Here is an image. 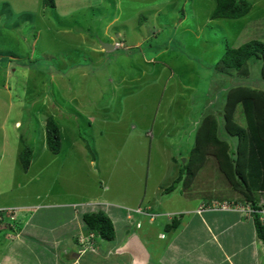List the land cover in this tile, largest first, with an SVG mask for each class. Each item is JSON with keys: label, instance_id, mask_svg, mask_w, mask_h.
I'll return each mask as SVG.
<instances>
[{"label": "rangeland", "instance_id": "rangeland-1", "mask_svg": "<svg viewBox=\"0 0 264 264\" xmlns=\"http://www.w3.org/2000/svg\"><path fill=\"white\" fill-rule=\"evenodd\" d=\"M54 1L55 9L42 0H0V211L10 204L5 218L0 213L5 225L0 229L14 226L0 239V264H124L118 250L93 255L87 251L95 249L85 244L77 252L73 237L86 242L83 212L74 206L78 218L66 224L62 213L68 208H55L56 203L85 201L97 210L99 202L117 209L145 197L144 204L151 201L156 209L159 201L162 207L183 206L187 194L204 201L242 199L209 147L185 192L187 182L169 199L159 190L187 164L206 119L215 120L218 133L225 126L220 100L226 87L264 89L262 61L240 72L217 65L227 46L264 40V0H248L251 12L237 19H212L216 0ZM113 41L118 48L101 50V42ZM52 115L63 130L59 154L47 143L46 120ZM221 133L237 144V137ZM26 144L32 149L28 171L17 156ZM254 195L264 203V192ZM10 201L28 204L14 208ZM37 217L43 225H58L54 238L39 235L44 228L33 227ZM161 219L151 226L152 237L159 255L165 249L158 264H168L166 253L177 233L157 239ZM67 244L73 252L65 251L63 258L71 260L63 262L58 256ZM261 254L264 264L263 243ZM127 255L125 264H141Z\"/></svg>", "mask_w": 264, "mask_h": 264}, {"label": "trees", "instance_id": "trees-1", "mask_svg": "<svg viewBox=\"0 0 264 264\" xmlns=\"http://www.w3.org/2000/svg\"><path fill=\"white\" fill-rule=\"evenodd\" d=\"M43 4L51 8L55 7L54 0H43ZM252 7V3L248 0H216L212 19L243 18L251 12ZM261 21H264V18ZM257 61H262L261 73L264 78V40L254 39L239 47L227 46L217 65H221L227 71L240 72L249 62L254 64ZM221 97L220 102L224 104V113L221 118L225 119V126L219 129V134L218 129L213 124L215 120L213 118L211 121L205 120L198 130L196 142L191 149L187 164L180 169L179 175L171 185L164 189V193H171L181 182L188 183L191 181L195 176V169L206 161L205 153L209 147L210 150L211 148L214 149L213 154L219 159L224 173L229 181H234L233 185L242 195V199H237V203H250L254 208H261L254 192H264V89L237 84L230 86V88L226 87ZM239 118L244 119V125L239 122ZM208 121L211 123L212 129H208ZM45 128L49 149L53 154H59L63 140V130L59 119L54 115L48 116ZM225 130L231 136L237 137V144L230 145L225 138H222L221 132ZM26 145L18 153V159H20L24 170L28 171L32 163V149ZM87 147L90 149L88 144ZM49 194L48 192L43 196L47 197ZM0 213L4 216L8 211L6 208H2ZM177 216H172V221L166 225L167 231L175 230L180 226L182 219ZM82 217L86 223V234L93 233L95 237L84 234L82 239H85L86 242H81L80 236H75L71 244L76 245L78 249L83 244L94 245V247L98 244L100 248H105V243L115 241L116 231L110 217L101 212H87ZM259 218L260 215H255L254 223L257 236L264 245V224L259 221ZM38 220L40 218L37 217L36 221L40 223ZM38 223L33 226L35 229ZM0 226H5L2 220ZM13 227L6 226L4 231L0 229V239L5 233L14 231ZM47 229L49 232L50 229ZM61 248L63 249L59 258L63 260V256L67 253L63 246ZM67 260L70 259L65 258L63 262Z\"/></svg>", "mask_w": 264, "mask_h": 264}, {"label": "crops", "instance_id": "crops-1", "mask_svg": "<svg viewBox=\"0 0 264 264\" xmlns=\"http://www.w3.org/2000/svg\"><path fill=\"white\" fill-rule=\"evenodd\" d=\"M69 1L71 2V0ZM55 8L56 5L52 9ZM115 48H118V46H116ZM23 148H21L19 152H21ZM172 160L174 161L173 158ZM92 161L93 163H95V160ZM38 175H40V173ZM183 185L184 188H182V190L183 192H185L184 190L188 188V186H190L191 184L186 183ZM166 188L167 187L161 186V190H159L161 195L169 196L168 199L172 198L174 195V194L172 195V192L174 191H172L171 193H164V189ZM179 192H181V190ZM34 195L35 194H33V199L35 200ZM185 197L187 198V201H184L185 204L177 208H175L174 202L168 203V205L162 207L159 201L157 203V208L153 209V206L155 205H153L151 201L148 202L147 204H144L146 202L145 197H140L138 199L136 203L138 205L134 207L129 205L126 206V208H124L123 205H117V209H114L111 206L109 209H107L104 203L98 202L95 205L102 206V208L100 207L101 209L97 208L96 210L95 208H92V210H89L88 208H90V205L93 203L90 202L86 203L85 201L79 202L78 200H75L72 203H67V204L56 203L55 208H59V209H64L65 207L66 209L68 208L67 211L63 210L62 213L63 221L66 224L73 223L77 220L78 215L76 213L77 211L76 208L79 205L81 208L79 209L81 210V213L82 212L84 213L86 211H103L104 213L109 215V217H111L113 221L115 229L116 230L119 229L116 231L118 232V237H116L114 243L112 242L111 245L108 242L105 243V248H100V246L95 243L97 245L95 248L98 247L99 249L98 250L95 249L94 251L91 250L90 254L103 255L102 252L104 251V255H105L106 251L111 252L112 250H116V251L118 250L119 252H123L121 253L123 256L119 257L118 261L120 262L121 260L122 263L124 264L126 262V258L129 256L127 255L128 253L133 255L135 262L136 260L138 261L140 260L141 264H146V262H149L148 264H158L159 261L163 259L162 256L165 255L164 253L165 249L163 250L162 255H159L157 250L160 248V246L159 244L154 243L152 237V230H151V226L155 224V222L158 220V217L162 219L160 220L159 223L157 222L158 223L157 224L158 229L156 228L157 233L156 234L154 233L157 239L166 240L168 236L167 234L168 232L169 233L173 232V234L177 233L174 239L173 237H171V243H170L171 247L170 249H168V252L166 253L167 256L165 258L166 260L169 261L168 264H181L183 262H186V264H191V263L193 264L195 262L208 263V262H212V260H213V264H246L247 261H250L251 264H262L263 261V256L261 254L262 243L257 236V230L255 227V223L253 221L250 223L248 222V218L245 217L241 212L231 211V210H211V211L198 213L196 210L201 204H203L206 201H203V199H199L198 195L190 196L189 194H187L185 195ZM192 200H195L196 203ZM211 200L214 201L219 200L220 202L227 201V199H211ZM10 202H12V207L14 208H18L19 206L26 207L28 204V203L14 204L13 203L14 201H10ZM8 204L9 202H5V204L2 207L4 208L6 206L10 207L9 206L10 204L9 205ZM141 204H143V206H141ZM32 205H36V204H32ZM74 206H76V208H74ZM138 208L146 209L149 213L154 214L155 215L154 220L150 222L149 219L150 217L148 218L142 214L140 215L137 213H132V211L128 212V210H135ZM113 215H115L114 218L112 217ZM173 215H182L184 217L185 216L187 217L182 219L181 224L177 229L167 232H163V230L160 231V229L163 227L166 229V225L172 221ZM62 216H60L59 214V219ZM115 217L119 218V220H117V223L115 221L116 220ZM146 218L148 220H146L147 224L144 228L143 223L140 222L145 220ZM39 222L40 223H38V225L44 227L43 230L39 231V235L50 236L54 238V232L56 231L54 228L57 227L58 225L55 226L56 224L53 225V223L50 225L48 224L43 225L41 221ZM134 222L135 223L139 222L141 227L132 228V225H135ZM248 224H251L252 226H249ZM47 228L50 229L49 232L47 231ZM201 234L203 236L202 238L199 239V236ZM180 238H183V241H180ZM188 239L190 240V243L188 242ZM184 244H186L187 247L182 248ZM73 245L74 244H72L71 246ZM67 249L69 248L66 247L64 251H67ZM244 251H248V255L247 254L245 255L246 257H244L243 255H239ZM215 254H216V259L213 257ZM237 254L239 255L238 257H236ZM58 259H60L59 256ZM83 263L87 264V261L84 260Z\"/></svg>", "mask_w": 264, "mask_h": 264}, {"label": "clouds", "instance_id": "clouds-1", "mask_svg": "<svg viewBox=\"0 0 264 264\" xmlns=\"http://www.w3.org/2000/svg\"><path fill=\"white\" fill-rule=\"evenodd\" d=\"M117 46V45H116ZM24 149V148H23ZM204 201V200H203ZM224 202H226V203H228L229 204V206H230V208H228V209H223V208H217V209H214V208H207V209H205V210H203L202 212H205V211H211V210H231V211H237V212H241V211H238V210H236L235 209V205L236 204H239V205H251L250 203H237L238 201H237V199H234V200H227V201H223V202H220L219 200L217 201V200H207L206 202H204L203 204H201V205H204V204H207V205H209L210 203H220V204H223ZM200 205V206H201ZM211 205V204H210ZM199 206V207H200ZM252 206V205H251ZM260 206H261V208H255V209H257V210H260V209H262V208H264V203L262 204L261 202H260ZM253 207V206H252ZM254 208V207H253ZM198 210H199V208L197 209V212H198ZM132 211V213H137V214H142V215H144V216H146V217H150L149 219H150V222H152L153 220H154V217H155V215L154 214H151V213H149L146 209H142V208H138V209H135V210H128V212H131ZM87 212H97V213H99V212H101V213H103V214H105V215H107L106 213H104L103 211H86V212H84V213H87ZM201 212V213H202ZM83 213V214H84ZM131 213V214H132ZM241 213H245V212H241ZM82 214V215H83ZM245 215H246V217H251V219H252V221L254 222V217H255V215H259L258 213L257 214H252L251 216L250 215H248L247 213H245ZM108 217H109V215H107ZM83 218V217H82ZM111 218V217H110ZM84 220V219H83ZM112 220V219H111ZM259 221L261 222V220H260V218H259ZM141 223V222H140ZM140 223L138 222V223H135L134 222V224L135 225H132V228L133 227H141L140 226ZM262 223V222H261ZM262 224H264V223H262ZM84 235V234H83ZM88 235H91V236H93V237H95V235L93 234V233H89ZM87 234H86V236H88ZM82 238V237H81ZM84 245V244H83ZM76 246V245H75ZM92 247L94 248V249H97L98 250V247L97 248H95L93 245H92ZM76 251L78 252V251H82L81 249H78V247H76ZM91 250H89V251H87V252H90ZM67 253L68 252H73V251H70V249H67V251H66Z\"/></svg>", "mask_w": 264, "mask_h": 264}, {"label": "built area", "instance_id": "built-area-1", "mask_svg": "<svg viewBox=\"0 0 264 264\" xmlns=\"http://www.w3.org/2000/svg\"><path fill=\"white\" fill-rule=\"evenodd\" d=\"M235 209L238 210V211H241V212H245L247 213L248 215H252V214H259L260 215V220L262 223H264V208L260 209V210H257L255 208H253L251 205H239V204H236L235 206ZM207 208H214V209H217V208H223V209H228L230 208L229 204L224 202L223 204H220V203H213V205H207V204H204V205H201L199 207V211H203Z\"/></svg>", "mask_w": 264, "mask_h": 264}, {"label": "water", "instance_id": "water-1", "mask_svg": "<svg viewBox=\"0 0 264 264\" xmlns=\"http://www.w3.org/2000/svg\"><path fill=\"white\" fill-rule=\"evenodd\" d=\"M101 47L105 51H110V50L115 49L116 45L114 43L101 42Z\"/></svg>", "mask_w": 264, "mask_h": 264}, {"label": "bare ground", "instance_id": "bare-ground-1", "mask_svg": "<svg viewBox=\"0 0 264 264\" xmlns=\"http://www.w3.org/2000/svg\"><path fill=\"white\" fill-rule=\"evenodd\" d=\"M211 205H213V203H210Z\"/></svg>", "mask_w": 264, "mask_h": 264}]
</instances>
